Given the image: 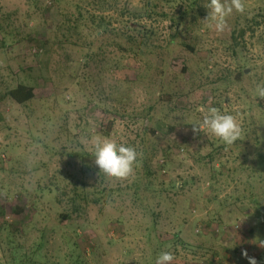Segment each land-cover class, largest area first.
<instances>
[{
    "label": "rangeland",
    "instance_id": "obj_1",
    "mask_svg": "<svg viewBox=\"0 0 264 264\" xmlns=\"http://www.w3.org/2000/svg\"><path fill=\"white\" fill-rule=\"evenodd\" d=\"M90 1L0 0V264H155L163 251L173 264H249L245 251L264 264V170L252 145L257 135L264 150V99L254 96L264 84V0H244L220 33L207 27L202 0L170 50L194 0ZM77 5L87 24L106 16L107 32L84 26L67 42L57 26ZM153 10L143 24L160 56L121 52L120 42L129 46L113 30ZM20 83L35 88L26 105L7 95ZM213 106L236 117L247 146L193 133ZM97 135L136 149L131 177L99 173ZM73 187L89 203L64 220Z\"/></svg>",
    "mask_w": 264,
    "mask_h": 264
},
{
    "label": "trees",
    "instance_id": "obj_2",
    "mask_svg": "<svg viewBox=\"0 0 264 264\" xmlns=\"http://www.w3.org/2000/svg\"><path fill=\"white\" fill-rule=\"evenodd\" d=\"M56 3L57 2H63L64 0H54ZM90 3L92 5H97L100 8H104L105 6H107L106 4L108 3L106 0H91ZM201 3L202 0H194L192 2L189 3L188 7L186 8V10H184L180 16V18H178L177 23L175 24V28H174V33L171 34L170 36V41L167 43L165 50H170L171 47L173 46V44L175 43L178 34L180 33V28L181 25H185L187 18L192 14V12L194 11H200V7H201ZM77 16L73 15V14H69V15H64L63 16V20L62 22H60V24L57 26V31H66V33L64 34V37L66 38V41H70L71 40V36H73L75 33L80 32V28L82 27H93L95 29V31H97L98 36H100L99 34H103L107 32V29H105V20L106 16H101L100 18L96 15L91 16V24H87L88 20L85 18V15L83 14V11L81 10V8L77 5ZM155 11H144V12H134L132 14V18L133 20L138 23V25L136 24V26L132 29L130 28V30H128L127 32H123V34L121 33L120 30L114 29L113 31V37L114 39L118 38L120 39L121 37H125L126 38V44L129 47H123V45L121 44V42L118 44L119 49L121 52L124 53H130L133 54L135 57H139L141 59L147 58L149 56H160L159 55V50L162 49L160 47H156L153 45V41L157 36V33L155 31V29L153 27H148L147 25L143 24V20L144 19H153L154 18V13ZM159 17L162 18H167L166 14H161ZM258 17H262L264 18L263 14H259ZM99 18V21H98ZM111 24V22L107 25V27H109ZM257 25H260L257 23ZM106 27V28H107ZM141 27H143V30L140 29ZM67 29V30H66ZM68 31V33H67ZM254 31V30H253ZM245 34V31H242L241 36H243ZM189 50L193 51V48L190 45L186 46ZM247 69H244L243 71H241L239 73V77L246 75L247 73ZM164 74L160 75V78H163ZM13 101H15L17 104L19 105H26L27 103L31 102L35 96V88L31 85L28 84H24V83H20L18 84L15 88L11 89L8 94H7ZM162 101L163 97H162V93L158 94V101ZM153 111H155V106L150 108V113H153ZM110 125H107L108 128H110ZM151 132L152 135H155L156 133L153 131H149ZM254 134V131H253ZM148 139V134H146V137L144 138L143 142H145ZM238 144L240 146H247V144H245V142H237V146ZM146 145V144H145ZM255 147V150L257 151V155H256V162L255 165L256 166H261V170H264V150L261 148L260 146V141L258 139V136L256 135V137H254V143L252 144ZM235 146V145H234ZM226 149V147H225ZM220 151V150H219ZM217 154V152L212 153L210 156L212 158L215 157V155ZM144 156V160L145 163H147L149 160H147L148 155L145 152L143 154ZM165 167V163L163 165ZM258 168V167H257ZM258 170V169H257ZM256 170V171H257ZM216 173V172H215ZM218 173H222L221 171H219ZM253 177V175H251L249 177V179L247 180V183H250L251 178ZM174 187V186H173ZM74 190L72 191L71 195H67L69 196V205H70V209L71 212L70 213H65L62 215L64 220H68L72 217L73 214L80 215L81 209L83 207V205H88L89 203V199L88 196L83 193H81L80 188L78 187H73ZM72 188V189H73ZM85 192V191H84ZM223 206V204H222ZM6 211H5V207L4 205L0 202V219L5 215Z\"/></svg>",
    "mask_w": 264,
    "mask_h": 264
},
{
    "label": "clouds",
    "instance_id": "obj_3",
    "mask_svg": "<svg viewBox=\"0 0 264 264\" xmlns=\"http://www.w3.org/2000/svg\"><path fill=\"white\" fill-rule=\"evenodd\" d=\"M205 7L208 15L205 19L207 27L218 33L224 32L228 26V18L233 12L243 13L245 11L244 0H207ZM254 96L264 99V84H257ZM203 112L202 118L190 123L193 125V133L203 132L218 138L225 146H233L242 137L241 124L232 114L223 112L213 106ZM92 156L99 173L106 177L116 179H127L135 171L138 163V152L132 146L117 143L109 138L97 135L91 140ZM264 247V241L259 242ZM248 259L249 264H257L254 257H248L247 252L242 253ZM175 255L171 251H163L156 256L155 264H173Z\"/></svg>",
    "mask_w": 264,
    "mask_h": 264
},
{
    "label": "crops",
    "instance_id": "obj_4",
    "mask_svg": "<svg viewBox=\"0 0 264 264\" xmlns=\"http://www.w3.org/2000/svg\"><path fill=\"white\" fill-rule=\"evenodd\" d=\"M215 176H216V175H215ZM216 178H217V177H216ZM216 178H215V177H214V178H212V179H213V181H215V179H216ZM250 195H251V193H250ZM251 197H252V195H251ZM225 206H226V205H224V207H222V208H223V210H224V211L222 212V214H223V213H226Z\"/></svg>",
    "mask_w": 264,
    "mask_h": 264
},
{
    "label": "built area",
    "instance_id": "obj_5",
    "mask_svg": "<svg viewBox=\"0 0 264 264\" xmlns=\"http://www.w3.org/2000/svg\"><path fill=\"white\" fill-rule=\"evenodd\" d=\"M200 232V230H197V233H199Z\"/></svg>",
    "mask_w": 264,
    "mask_h": 264
}]
</instances>
